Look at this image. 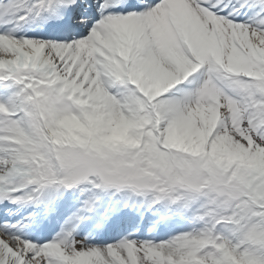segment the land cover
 Returning a JSON list of instances; mask_svg holds the SVG:
<instances>
[{
    "label": "snow or ice",
    "instance_id": "6c2138e0",
    "mask_svg": "<svg viewBox=\"0 0 264 264\" xmlns=\"http://www.w3.org/2000/svg\"><path fill=\"white\" fill-rule=\"evenodd\" d=\"M0 264H264V0H0Z\"/></svg>",
    "mask_w": 264,
    "mask_h": 264
}]
</instances>
